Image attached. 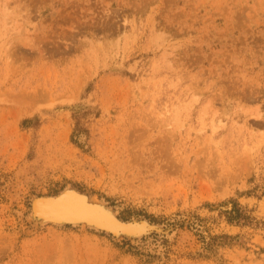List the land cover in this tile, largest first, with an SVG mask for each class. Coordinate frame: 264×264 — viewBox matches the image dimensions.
<instances>
[{"label": "rangeland", "instance_id": "rangeland-1", "mask_svg": "<svg viewBox=\"0 0 264 264\" xmlns=\"http://www.w3.org/2000/svg\"><path fill=\"white\" fill-rule=\"evenodd\" d=\"M0 264H264V0H0Z\"/></svg>", "mask_w": 264, "mask_h": 264}, {"label": "water", "instance_id": "water-1", "mask_svg": "<svg viewBox=\"0 0 264 264\" xmlns=\"http://www.w3.org/2000/svg\"><path fill=\"white\" fill-rule=\"evenodd\" d=\"M86 198L72 190L56 197L36 198L31 203L32 215L46 223L85 224L111 236L142 237L154 229L143 221L119 220L106 208Z\"/></svg>", "mask_w": 264, "mask_h": 264}, {"label": "trees", "instance_id": "trees-1", "mask_svg": "<svg viewBox=\"0 0 264 264\" xmlns=\"http://www.w3.org/2000/svg\"><path fill=\"white\" fill-rule=\"evenodd\" d=\"M227 220L228 222H236L239 223L240 220H249L250 217L243 214V212L240 210L238 204H234L232 207V210L227 212Z\"/></svg>", "mask_w": 264, "mask_h": 264}, {"label": "bare ground", "instance_id": "bare-ground-1", "mask_svg": "<svg viewBox=\"0 0 264 264\" xmlns=\"http://www.w3.org/2000/svg\"><path fill=\"white\" fill-rule=\"evenodd\" d=\"M88 201V199H86ZM89 202V201H88ZM42 224V223H41ZM153 227V226H152Z\"/></svg>", "mask_w": 264, "mask_h": 264}]
</instances>
